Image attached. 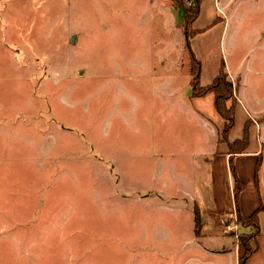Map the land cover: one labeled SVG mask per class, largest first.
I'll use <instances>...</instances> for the list:
<instances>
[{
    "label": "rangeland",
    "instance_id": "obj_1",
    "mask_svg": "<svg viewBox=\"0 0 264 264\" xmlns=\"http://www.w3.org/2000/svg\"><path fill=\"white\" fill-rule=\"evenodd\" d=\"M164 1L0 0V196L26 227L14 243L25 259L7 264H172L185 254L219 143L207 114L168 93L183 78L166 87L180 55ZM215 1L202 0L199 27ZM225 14L208 62L242 68L252 150L264 138V0H233ZM260 153L253 193L264 204Z\"/></svg>",
    "mask_w": 264,
    "mask_h": 264
},
{
    "label": "crops",
    "instance_id": "obj_2",
    "mask_svg": "<svg viewBox=\"0 0 264 264\" xmlns=\"http://www.w3.org/2000/svg\"><path fill=\"white\" fill-rule=\"evenodd\" d=\"M228 1L229 0H220L218 3V5L220 4L219 11L217 8L218 6H216V15L213 17H207L205 21V23L210 22V24L199 27V24L203 22L201 19L203 2L201 1L199 15L192 23V29L195 31V34L190 40V49L187 46L183 9L177 5L175 6V0L164 1L166 7H163V9H167L171 25L179 33V45L177 48L179 47L178 51L180 55L178 60L171 63L173 64V68L164 74V78L167 80L166 87L169 88L171 83L173 84L174 79L183 78V83H181L180 87L178 89L173 88V90L170 92L168 91V93L181 100L182 104L185 103L186 105H189L194 113L199 115L207 114L210 121L212 120L209 125V130L211 131L213 140L219 143L217 149L215 148L216 144L214 143L215 145L211 147V158L206 159L212 170L209 178L210 183L206 186L210 191V194L207 199H203L204 203L201 199L196 200L191 215L193 235L185 242H182L181 246L184 249L183 252L185 254H179V257H176L172 261V264H240V259L244 254V248L235 235L226 231L225 225H238V237L251 234V228L245 227L242 222H238V216L246 221L256 211H258L259 215L264 214V204H261L257 199V195L253 193V187L256 188L255 190L258 189V167L256 158L262 157L260 149L264 146V138L261 139L256 137L253 139L256 143L254 142L252 150L247 148L243 153H231L232 151L230 150V144L243 139V137H240V130L237 129L244 128V136L246 125L252 124V118L242 106L239 95V90L243 81L241 74L242 68L240 66L234 69L229 68L220 56L219 59L216 58V61L208 62V55L212 52L215 44L214 37L217 36L218 39L220 33V40H222L223 31H225L228 23H230L225 11L230 8L233 0L232 3H229ZM191 2H193V0H191ZM215 3L216 1L214 0V4ZM186 6L189 7V0L186 1ZM201 32H203L204 35L201 36V34H203ZM190 50L196 59L201 62L200 83L202 86H208L215 80L219 75L222 64L224 63L226 71L236 87L235 97L237 100V106L235 109V128L233 127L230 131L227 141L223 140L222 137L225 121L216 110L215 94L210 93L202 97H193L191 90H189L191 88L192 79L191 65L189 61V72L186 71L185 73V69L182 71V59L186 54L190 59ZM188 75L190 76L189 81ZM176 90L178 93H175ZM235 135L236 138H234ZM232 164L234 165L236 176L244 185L238 203L235 198V177L231 168ZM248 186L251 188L250 200L245 197L247 196L246 193ZM3 196L4 195L0 196V264H4L3 258L5 264H7L8 259L12 256H17L21 260L25 259L21 256L19 251L17 252V249L15 250L14 243L22 238V230L26 227H23L25 223L21 221V215L24 212L17 207L18 205L15 206L17 202L13 199L7 198L10 203L15 204L7 205L8 202L6 203V198H3ZM244 198H246L245 201ZM195 210H198L200 220V228L198 232L196 229ZM16 215L20 216L17 217ZM29 225L32 232H30L28 244L31 245L30 250H33L32 245L37 240L35 237L37 228L36 224L31 223ZM208 237L213 239L210 241V244L214 246H208L207 242H204ZM251 246L254 252L250 255L246 264H264V232L260 230V226L259 234L254 238ZM31 261L32 257L30 258V262Z\"/></svg>",
    "mask_w": 264,
    "mask_h": 264
},
{
    "label": "trees",
    "instance_id": "obj_3",
    "mask_svg": "<svg viewBox=\"0 0 264 264\" xmlns=\"http://www.w3.org/2000/svg\"><path fill=\"white\" fill-rule=\"evenodd\" d=\"M187 0H175L177 6L181 7L184 11L183 20L187 37V46L190 49V40L194 36L195 31L192 29V23L197 18L200 12V3L202 0H193L191 6H186ZM190 65H191V93L193 97H202L207 94H215V107L218 113L225 121L223 128L222 137L223 140L227 141L230 131L235 126V109L237 106V100L235 97L236 87L226 71L225 64L223 63L219 72V75L215 80L208 86H202L200 83V71L201 62L196 59L190 50ZM248 126L246 125L245 136L242 140L235 141L230 144L231 153H243L248 147ZM232 171L235 177V198L236 202L239 201V196L243 191L244 185L235 174V168L232 164ZM196 212V229L197 232L200 228V220L198 210ZM238 222H242L245 227H252L254 230L253 234L241 235L239 241L244 248V254L240 259V264H246V261L250 255L254 252L250 245V241L253 240L259 234V213L256 211L248 220L238 216ZM248 241V242H247Z\"/></svg>",
    "mask_w": 264,
    "mask_h": 264
},
{
    "label": "built area",
    "instance_id": "obj_4",
    "mask_svg": "<svg viewBox=\"0 0 264 264\" xmlns=\"http://www.w3.org/2000/svg\"><path fill=\"white\" fill-rule=\"evenodd\" d=\"M191 4H192V2H191V0H189V6H191ZM225 228H226V231L232 233L233 235H235V237L237 239H239L238 233H237L239 230L238 225H236V224L235 225H225Z\"/></svg>",
    "mask_w": 264,
    "mask_h": 264
}]
</instances>
